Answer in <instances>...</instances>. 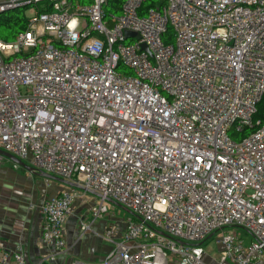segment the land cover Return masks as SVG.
I'll list each match as a JSON object with an SVG mask.
<instances>
[{
    "label": "built area",
    "instance_id": "obj_1",
    "mask_svg": "<svg viewBox=\"0 0 264 264\" xmlns=\"http://www.w3.org/2000/svg\"><path fill=\"white\" fill-rule=\"evenodd\" d=\"M144 1L0 0L32 6L0 39V149L132 211L78 264H209L218 231L220 263L264 264V0ZM77 194L40 205L59 253ZM0 264L28 263L0 242Z\"/></svg>",
    "mask_w": 264,
    "mask_h": 264
},
{
    "label": "crops",
    "instance_id": "obj_2",
    "mask_svg": "<svg viewBox=\"0 0 264 264\" xmlns=\"http://www.w3.org/2000/svg\"><path fill=\"white\" fill-rule=\"evenodd\" d=\"M8 162L16 165L5 167ZM17 165L18 163L7 157L0 165V242L3 246L9 251L21 249L28 264H78L104 259L112 247V243L104 236L108 226L115 224V236L120 239L128 216L115 218L108 211L100 217H94L91 207L101 200L100 196L91 199L87 190L78 188V194L72 203V212L63 225L66 249L59 253L54 246L42 242L44 217L40 205L44 198L60 194L72 186L51 178H43L34 169L31 171L39 178L33 184V189L27 188L23 191L11 176L14 168H18ZM204 258L209 264L227 263H220L218 255L212 259L206 253Z\"/></svg>",
    "mask_w": 264,
    "mask_h": 264
},
{
    "label": "rangeland",
    "instance_id": "obj_3",
    "mask_svg": "<svg viewBox=\"0 0 264 264\" xmlns=\"http://www.w3.org/2000/svg\"><path fill=\"white\" fill-rule=\"evenodd\" d=\"M123 0H110L109 3V10L113 11L116 10L117 7L121 4ZM32 8L31 5L25 7V13L26 15L29 14L30 9ZM231 133V132H230ZM25 161V160H24ZM25 163L28 166H33L31 164H29V162L25 161ZM14 164L12 163H6L4 166L5 167H10ZM18 168H14V173L11 175L13 177L16 182H18V187L23 190L26 191L27 188L33 189V184L35 183L36 179L39 178L38 175L33 174V172L31 170H29L27 167L18 164L17 165ZM41 177L45 178L44 176H42L40 174ZM37 183V182H36ZM33 191V190H32ZM87 195L89 196V198H98L99 196L90 193L87 191ZM104 204L107 206L109 213L114 216L115 218H122V217H127L129 216L131 213H128L127 211H125L122 207L118 206L117 204H115L114 202H111L110 200H105ZM234 229V228H232ZM221 231H218L216 233H214L213 235H211L209 238H207L204 242H203V246L205 247V251L207 253V256H209L210 258L214 259V257L216 255H220L221 253V247L219 246V244L217 243V238L220 236ZM246 241H249V239H246ZM223 264H231L229 261L227 263H223Z\"/></svg>",
    "mask_w": 264,
    "mask_h": 264
},
{
    "label": "trees",
    "instance_id": "obj_4",
    "mask_svg": "<svg viewBox=\"0 0 264 264\" xmlns=\"http://www.w3.org/2000/svg\"><path fill=\"white\" fill-rule=\"evenodd\" d=\"M165 4V0H145L143 11L149 7H160ZM25 7L6 9L0 13V39L12 41L16 36L27 28L28 16ZM258 117L264 119V96L258 106Z\"/></svg>",
    "mask_w": 264,
    "mask_h": 264
},
{
    "label": "water",
    "instance_id": "obj_5",
    "mask_svg": "<svg viewBox=\"0 0 264 264\" xmlns=\"http://www.w3.org/2000/svg\"><path fill=\"white\" fill-rule=\"evenodd\" d=\"M22 7H24V6H22ZM0 13H2V11H0ZM131 34H133V32H131V31H127V35H131ZM144 48L147 49V48H146V45H144ZM0 153H1L2 155H4L5 157H7L8 159H11V160H13V161L16 162V163H18V164H20V165H23V166L27 167L29 170L34 171V169H35V167H33V166H28V165L25 163L24 160H22L21 158H19L18 156L14 155V154H12V153H10V152H7V151H5V150H3V149H0ZM38 172H39L42 176H44V177H47V178H51V179H54V180L60 181V182H62V183H65V184L68 185V186H72V187H77V188L84 189V187L81 186V185H78V184H76V183H74V182H72V181H69V180H65V179H63V178H61V177H58V176H56V175H53V174H51V173H47V172H45V171H41V170L38 171ZM88 191L94 193V194L97 195V196H101L100 194L95 193V192H93V191H91V190H88ZM108 200H110L111 202H114L115 204H117V205L120 206V207H123V205H121L120 203H118L117 201H115V200H113V199H111V198H109ZM123 208H124L127 212L132 213V211H131L130 209H128V208H126V207H123Z\"/></svg>",
    "mask_w": 264,
    "mask_h": 264
}]
</instances>
